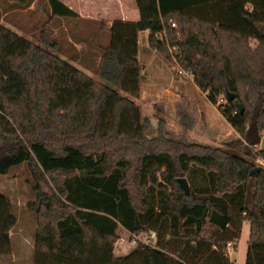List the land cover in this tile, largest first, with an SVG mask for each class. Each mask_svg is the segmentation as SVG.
<instances>
[{
  "label": "trees",
  "instance_id": "obj_1",
  "mask_svg": "<svg viewBox=\"0 0 264 264\" xmlns=\"http://www.w3.org/2000/svg\"><path fill=\"white\" fill-rule=\"evenodd\" d=\"M34 1L0 0L7 11ZM45 1L47 24L99 23L61 0ZM159 9L140 22L101 21L88 39L72 32L83 53L48 36L43 49L0 23V174L28 164L35 176L57 175L63 198H44L51 211L44 204L34 264H233L229 247L246 222V264H264V169L252 174L258 167L243 158L264 161V151L250 149L264 132V0H159ZM144 31L152 49H179L180 65L194 70L213 105L224 96L218 109L242 139L227 145L236 155L191 154L147 139L150 123L132 100L140 97ZM64 58L89 62L104 83ZM16 224L0 192V256L10 254ZM119 228L132 237L155 233V247L137 243L117 257Z\"/></svg>",
  "mask_w": 264,
  "mask_h": 264
},
{
  "label": "rangeland",
  "instance_id": "obj_2",
  "mask_svg": "<svg viewBox=\"0 0 264 264\" xmlns=\"http://www.w3.org/2000/svg\"><path fill=\"white\" fill-rule=\"evenodd\" d=\"M64 1L75 12L87 15L81 18L92 19L98 16L97 6H94L91 0ZM46 5L45 0H36L29 9L16 8L7 11V5L0 2V23L43 49H47L43 40L48 36L58 39L66 50L69 49L68 40L72 41V32L88 39L93 31L100 32L101 21L108 24L104 20H97L99 23L95 22L96 25L92 24L93 22L65 20L47 24ZM112 15L113 11L108 17ZM102 39V42L108 39L106 34H103ZM72 43L76 44L81 53L87 49L86 44H77L74 41ZM257 44L254 39L250 41L253 48ZM141 47L143 50V40ZM94 53L97 55L98 51ZM66 60L93 79L104 83L94 72L87 69L89 62L81 65L68 58ZM141 65L143 70L140 97L132 100L140 107L143 118L150 123L146 136L149 141L165 138L159 145H164L167 140V147H173L174 142L180 145L176 149H183L191 154L224 150L236 155L227 145L242 139L218 109V105L226 104L223 95L219 97L218 104L213 105L208 100L207 93L201 91L195 81L180 79L176 73L177 64L173 61L169 49L154 50L149 46L148 50L142 51ZM119 92L123 96H128L124 92ZM250 149L255 155L260 151V144L250 146ZM243 158L264 169L262 159L245 156ZM59 182L60 178L57 175L35 176L28 164L11 169L7 175L0 174V192L9 198L17 219V224L11 232V252L6 256H0V264H34L36 234L41 219L46 214L44 204L51 211L50 201L44 202V198L57 196L63 200L58 190ZM39 194H42L43 198L39 197ZM117 234L119 240L115 244V255L126 256L135 247L133 237L122 228H119ZM249 236L250 223L246 222L240 240L229 247L233 264H246Z\"/></svg>",
  "mask_w": 264,
  "mask_h": 264
},
{
  "label": "crops",
  "instance_id": "obj_3",
  "mask_svg": "<svg viewBox=\"0 0 264 264\" xmlns=\"http://www.w3.org/2000/svg\"><path fill=\"white\" fill-rule=\"evenodd\" d=\"M61 1L67 6V3H65L64 0ZM91 1L93 2L94 6H97L96 11L98 12V16H96L95 18L93 17L92 19L107 21L109 26H111L112 23L115 21L140 22L148 18L160 16L159 0H91ZM106 3H108V5H105ZM112 11L114 12V15L108 17V15L110 16ZM77 14L80 17H87V15L81 12L80 13L77 12ZM141 40L144 41L143 50L145 49L148 50L149 31L141 32L139 35L138 58L140 63H141V56L143 51L141 47Z\"/></svg>",
  "mask_w": 264,
  "mask_h": 264
},
{
  "label": "built area",
  "instance_id": "obj_4",
  "mask_svg": "<svg viewBox=\"0 0 264 264\" xmlns=\"http://www.w3.org/2000/svg\"><path fill=\"white\" fill-rule=\"evenodd\" d=\"M172 27H176L175 22L171 23ZM158 37L161 39L162 35H158ZM169 51L171 52L173 61L177 64L176 73L180 79L188 80L191 82L195 81L196 75L193 69H186L179 65V49L178 48H172L169 47ZM133 244L136 245L137 243H142L146 246L155 247L156 244V235L155 233H151L150 235H142V236H133Z\"/></svg>",
  "mask_w": 264,
  "mask_h": 264
},
{
  "label": "water",
  "instance_id": "obj_5",
  "mask_svg": "<svg viewBox=\"0 0 264 264\" xmlns=\"http://www.w3.org/2000/svg\"><path fill=\"white\" fill-rule=\"evenodd\" d=\"M227 97H228L229 101H233V100H235L236 95L233 94V93L227 92ZM238 108L241 110V112H243L244 108L242 107V105L238 104ZM260 150L264 151V138H262V140L260 142ZM258 171H259V168H255L253 170L252 174L253 173H258ZM178 182L180 184L181 189L188 195L189 194V190H190L188 180L186 178H180L178 180Z\"/></svg>",
  "mask_w": 264,
  "mask_h": 264
}]
</instances>
